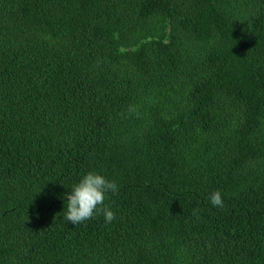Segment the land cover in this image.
Returning a JSON list of instances; mask_svg holds the SVG:
<instances>
[{
	"label": "trees",
	"instance_id": "trees-1",
	"mask_svg": "<svg viewBox=\"0 0 264 264\" xmlns=\"http://www.w3.org/2000/svg\"><path fill=\"white\" fill-rule=\"evenodd\" d=\"M0 264H264V0H0Z\"/></svg>",
	"mask_w": 264,
	"mask_h": 264
},
{
	"label": "clouds",
	"instance_id": "clouds-1",
	"mask_svg": "<svg viewBox=\"0 0 264 264\" xmlns=\"http://www.w3.org/2000/svg\"><path fill=\"white\" fill-rule=\"evenodd\" d=\"M129 111L136 112V109L130 107ZM118 190V185L114 180L109 181L101 174L88 172L73 186L70 194L66 195L67 209L64 219L76 225L92 219L99 213L104 216L106 223H111L116 219V215L110 207L105 206L104 201L109 193L116 194ZM209 199L214 207H224L219 190L213 192ZM197 212V209L193 210L194 215Z\"/></svg>",
	"mask_w": 264,
	"mask_h": 264
}]
</instances>
